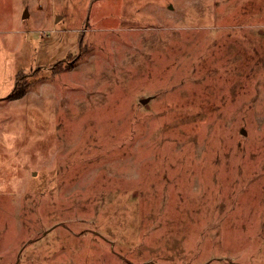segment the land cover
I'll return each mask as SVG.
<instances>
[{
  "label": "rangeland",
  "instance_id": "374dc122",
  "mask_svg": "<svg viewBox=\"0 0 264 264\" xmlns=\"http://www.w3.org/2000/svg\"><path fill=\"white\" fill-rule=\"evenodd\" d=\"M0 264H264V0H0Z\"/></svg>",
  "mask_w": 264,
  "mask_h": 264
},
{
  "label": "trees",
  "instance_id": "16d2710c",
  "mask_svg": "<svg viewBox=\"0 0 264 264\" xmlns=\"http://www.w3.org/2000/svg\"><path fill=\"white\" fill-rule=\"evenodd\" d=\"M21 95H22V92H18V88H16V90H14V93L11 95V98H13V99H17V98H19V97H21Z\"/></svg>",
  "mask_w": 264,
  "mask_h": 264
},
{
  "label": "water",
  "instance_id": "95a60500",
  "mask_svg": "<svg viewBox=\"0 0 264 264\" xmlns=\"http://www.w3.org/2000/svg\"><path fill=\"white\" fill-rule=\"evenodd\" d=\"M28 16H29V13H28V11L26 10L25 13H24V18H27ZM149 100H150V98L142 99V100H141V103L146 104ZM243 133H244V132H243ZM245 133H246V132H245ZM245 133H244V134H245Z\"/></svg>",
  "mask_w": 264,
  "mask_h": 264
}]
</instances>
